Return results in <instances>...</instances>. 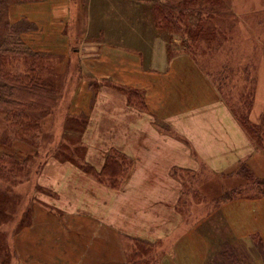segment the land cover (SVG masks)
Masks as SVG:
<instances>
[{
	"label": "rangeland",
	"instance_id": "1",
	"mask_svg": "<svg viewBox=\"0 0 264 264\" xmlns=\"http://www.w3.org/2000/svg\"><path fill=\"white\" fill-rule=\"evenodd\" d=\"M45 1L5 0L2 5L0 0V39L13 29L32 52L51 56L41 62L48 67L49 73L61 75L66 71L60 79L54 80L61 87L56 94V106L42 120L43 140L36 160H43L44 149L51 144L56 146L66 133L68 138L61 143L71 152L79 140L86 152L87 166L98 171L111 148L125 154L127 150L130 154L127 157L132 161L131 172L136 163L132 154L136 151L139 155L153 156L156 147L168 139L183 140L173 130L154 123L159 138L143 130L141 117L147 120L150 117L134 114L124 107L122 95L109 86L100 90L95 103L97 108L82 135L77 133L81 131V124L67 122L73 119L68 117V111H79L82 102L79 96L89 91L87 85L94 76L90 67H94L97 74L112 71L121 62L112 58L118 52L126 62L133 61L134 67L135 62H143L144 67L161 74L165 82L160 79L159 85L164 88L170 83L179 84L180 74L190 76V70L182 68L168 71L169 57L173 61L178 58L176 62L182 63H189L191 59L217 86L230 109L235 107L240 111L247 101L243 108L251 123L259 124L264 116L261 111L264 106V0H206V5L205 0H177L170 10L163 12L165 16L160 12L156 14L155 8L162 6L158 0H72V4L70 0H48L52 14L49 19L39 15V8L35 6ZM160 3L165 4V8L170 6L169 1ZM5 22L10 29L4 27ZM101 52L110 55L105 58L106 65L101 60ZM183 56L188 59H179ZM9 61L7 66L13 73L24 70L22 60ZM258 78H261L260 88L255 95L254 84ZM99 95L102 102H98ZM4 125L3 114H0V132ZM66 127L71 130L66 131ZM131 140L134 145L129 149ZM25 149L20 147L18 151L27 153ZM139 157L136 160L140 159L142 168L153 166L151 170L158 173L162 185H170L171 179L182 182L184 187L180 189L185 193H178L181 198L175 208H172V196L170 200L156 198L154 187L139 183L137 193H124L126 180L120 190L108 189L70 163L49 160L40 176L30 181L23 179L15 185L13 193H7L19 198V204L11 207L10 214H20L26 207H32L34 212L30 227L18 233L15 245L11 243L10 234L13 226L7 227L12 224L0 225V235H5L1 243L11 251L12 244L19 258L25 261L21 263L15 259L11 264H195L185 258L175 261L173 247L180 239L185 244L184 249L188 243L195 245L196 258L193 260L206 259L204 264H226L219 256L225 253L223 244L226 243L242 255L241 264H264L262 259L255 261L254 241L260 239L263 244L262 223H257L259 213L250 211L253 220H244L243 236H238L220 213L207 226L201 222L221 205L228 193L235 194L230 193L233 189L234 192L239 189L238 193L245 196L254 194L245 182L250 183L248 175L251 174L264 180V152L258 151L255 158L249 159L250 166L246 165L244 172L239 169L237 173L233 166L226 172H217L203 164L204 168L199 164L195 168L172 167L169 170L168 164L154 167L153 160L149 165L146 157ZM35 183L56 193L55 199L39 193ZM147 184L153 186L152 177ZM0 186L4 185L0 183ZM194 190H198V194H194ZM33 197L38 200L29 203L27 199ZM39 201L47 205H40ZM40 207L60 209L61 222ZM194 227L196 234L186 235ZM262 232L264 234V230ZM239 237L244 239L234 241ZM204 243L206 251L202 247ZM243 253L249 255L248 260L242 258Z\"/></svg>",
	"mask_w": 264,
	"mask_h": 264
},
{
	"label": "trees",
	"instance_id": "2",
	"mask_svg": "<svg viewBox=\"0 0 264 264\" xmlns=\"http://www.w3.org/2000/svg\"><path fill=\"white\" fill-rule=\"evenodd\" d=\"M4 1L5 0H2V5H4ZM18 1L22 2L24 0ZM161 1L163 0H158V4L162 6L155 8V11H157L156 14H159L160 12L161 15L165 16L163 12L166 13V9L170 10L172 3L177 0H165L170 2L168 8H165V4H161ZM207 1L205 0V5L207 4ZM70 3L72 4V0H70ZM183 6L184 3L182 2V7ZM167 15L169 18L176 21L173 17H170L171 15ZM180 20H183V18L181 17ZM175 23L178 24L177 21ZM4 27L9 28L6 22ZM2 32H4V30ZM6 32L8 33L0 39V114H3V119L6 124L4 125V130L0 132V183L4 185L0 186V225L12 224L10 226L7 225V227L13 226L11 227L10 234L12 239L11 243L15 245V237L18 233L24 228L30 227L34 212L32 207H26V209L20 214H10L9 210L11 207L19 204V198L14 195L9 196L7 193H13L12 190L15 185L20 183L23 179L30 181L31 179L33 180L40 176L45 164L49 160H57L63 164L70 163V165L76 166L77 171L80 173L84 172L85 175H91L99 184L112 190H120L122 188L123 183L127 180L128 174H130L129 172L132 166V161L127 157V154L122 153L118 149L113 150L111 148V151L107 152L105 155L101 168L97 171L91 166H87V159L85 160L86 152L85 149H83L84 147L82 146L81 148L79 145V140H77V143L71 152H68L63 146L61 142H64L65 139L68 138L66 133L62 134V138L56 146H52L51 144L44 149L45 154L43 160L41 158L36 160L40 154L41 140H43L40 130L42 120L56 106L58 98L56 94L61 87V84H55L54 80L60 79V76L64 75L66 71L61 75L54 72L52 74L49 73L48 67L41 63L43 58L51 57L49 54L32 52L31 49L21 41L17 36L18 33H15L13 29ZM6 42H9L10 44L8 45ZM168 49L170 51V44H168ZM183 57L186 58L185 56ZM16 58L22 60L24 64V70L19 73H13V71L7 66L8 60H10V63L13 62V60H16ZM168 62H173L171 56L169 57ZM92 79L93 80L87 85L89 91H84L83 94L79 96L82 101L79 105L80 110H71L67 113L68 117L73 118L68 119V123L75 122L78 125L81 124V131H75L79 136L84 133L85 126L88 124L91 117H93L96 98L104 86H109L110 88L117 90L124 97L130 107L137 110H146L144 92L142 90L128 87L124 84H115L105 78H96L95 76H92ZM246 102L247 101H244L240 111L233 106V109L231 108L230 111L254 149L264 152V116H262L259 124L251 123L248 120L245 108H243V105H246ZM69 130H71V128L66 127V131ZM20 147L26 148L25 150L28 152H19L18 149ZM243 167H246V165H237L234 167L236 173L239 169L242 171ZM244 171L245 170H243V172ZM251 175H248L250 176V183H245L246 185H249L248 187L250 188V191H253L254 194L245 196L238 193L239 189L236 192H234L235 189H233L230 193L235 194L228 193L221 203L240 198H262L264 196V180H258ZM35 185L39 193L55 199L53 196L56 193H51L48 189L40 187V185H37L36 183ZM194 194H198V190H194ZM33 198L32 200L27 199V201H29V203H34L38 200L36 197ZM39 204L43 206L47 205L44 201H39ZM40 209L44 210L48 216L53 215L56 218L62 217V214L58 211L60 209H54L55 211L46 207H40ZM59 220L61 222V219ZM5 227L1 228L4 229ZM4 238V234L3 236L0 235V264H11L15 259L19 260L21 263H25L23 258H19L18 253L13 249L12 244L11 251L9 247H5V245L1 243ZM257 240L259 247L257 242L254 241L255 246L257 247L255 257L260 253L259 250L261 248V240ZM223 245L226 248V251L219 256L227 261L224 262L226 264H241L240 256L242 255H239V253L232 248L233 246L231 244L226 243ZM243 254L245 256L242 258L248 260L249 255H246L245 253ZM213 264L223 263L214 262Z\"/></svg>",
	"mask_w": 264,
	"mask_h": 264
},
{
	"label": "crops",
	"instance_id": "3",
	"mask_svg": "<svg viewBox=\"0 0 264 264\" xmlns=\"http://www.w3.org/2000/svg\"><path fill=\"white\" fill-rule=\"evenodd\" d=\"M35 6L39 8V15H45L46 19L51 17L52 14L49 12L51 5L48 0L45 2H38ZM100 56L101 60L104 61L106 65L105 58L110 55L101 52ZM117 56H113L112 58H115V61L119 59L121 62L115 65L112 71H104L103 73L98 72L97 74V72L94 71L95 68L90 67V70L92 69L93 71H91L92 74L96 78H105L113 83L122 81L119 84H126L142 89V91H144L146 110H137L130 107L122 96V102L125 103L124 107H127L134 114L145 117L149 116V120L141 117V128L147 132L156 134V138H159V133L154 129L153 123L156 126H165L173 130L183 139L181 142H184L181 143L175 139H168L163 145L156 147L153 156L146 157L142 153L139 155L137 151L135 155L132 154L133 160L136 161V163H134L133 171L130 172L125 183L124 193H137L136 189H138L140 183L145 187H154L153 194L156 198L160 196L161 198L170 200L169 196L171 195L172 201H174L172 203V208H175V206L178 205V201H180L181 195L179 194L178 196V193L182 194L183 192L180 189L184 187L182 182H176L170 178L172 182L170 185H172V187L167 184L165 186L162 185L159 182L160 178L158 173L151 170L153 166H147L146 168L141 167L140 159L136 160L139 156V158L142 159L146 157V163L149 165H152L153 160L154 167L168 164L169 170L172 167L195 168L200 164L203 168V165H205L213 171L226 172L230 170L231 168L229 167L232 166L233 168L237 165L244 166V164L250 166L249 159L255 158L258 150H255L247 141L243 130L234 119L228 103L224 99L225 97L216 89L217 86H214L209 76L201 72L203 69L197 62L193 63L194 61L191 59H189V63H182L180 60L176 62L177 58L169 63L168 71H175V68H182V70H190V76L186 77L180 74L182 79L179 80V84L174 86L170 83L164 88L159 85L160 79L165 82L164 77L156 73L157 71L147 69L143 66V62H135L136 66L134 67L133 61L126 62V60L120 57L119 52ZM179 59L188 58L180 57ZM258 66H260V64ZM209 81L211 83H209ZM154 82L156 83L155 86H153ZM260 82L261 78H258L254 84L255 95L257 91H259ZM256 86H259L258 89ZM101 97V95L98 97V102H102ZM95 107L97 108V104ZM261 111L264 112V106ZM94 113L95 108L93 114ZM133 145L134 143L131 140L129 149ZM125 151L126 154L130 156L129 152L127 150ZM143 151H145V149ZM193 154H195L194 157ZM154 157H157V159ZM246 160L247 163L245 162ZM150 177L153 179V186L147 184ZM98 188L102 190L101 187L98 186ZM250 211L260 214L257 223H262V226H260V235L263 238V244L261 240L260 253L256 255L255 261L257 262L262 259L264 263V234L262 232L264 230V196L258 199L240 198L229 202H223L221 205H217L208 215L203 217L201 222H204L205 226H207L210 220H214V216L220 213L221 217L226 219L232 226L233 231L238 236H243L244 220H253ZM196 227L192 228L186 235L196 234ZM258 233L259 232L256 234ZM237 239L234 241H239V239L242 240L244 238L239 237ZM180 241L181 239L177 240L173 247L175 261H181L180 259L185 258L191 259L195 264H204L206 259L193 260V258H196L195 251L197 249L195 245H190L188 243L186 245L187 249H184L183 245L185 244ZM188 246H192V248H188ZM202 247H204L206 251L205 243ZM166 261L169 262L170 259L166 258Z\"/></svg>",
	"mask_w": 264,
	"mask_h": 264
},
{
	"label": "bare ground",
	"instance_id": "4",
	"mask_svg": "<svg viewBox=\"0 0 264 264\" xmlns=\"http://www.w3.org/2000/svg\"><path fill=\"white\" fill-rule=\"evenodd\" d=\"M186 183V182H185Z\"/></svg>",
	"mask_w": 264,
	"mask_h": 264
}]
</instances>
